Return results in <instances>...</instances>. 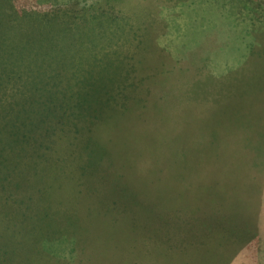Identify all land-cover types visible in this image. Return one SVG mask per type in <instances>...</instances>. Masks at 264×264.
<instances>
[{
    "label": "rangeland",
    "instance_id": "obj_1",
    "mask_svg": "<svg viewBox=\"0 0 264 264\" xmlns=\"http://www.w3.org/2000/svg\"><path fill=\"white\" fill-rule=\"evenodd\" d=\"M251 47L264 0H0V264H264V124L204 125Z\"/></svg>",
    "mask_w": 264,
    "mask_h": 264
},
{
    "label": "trees",
    "instance_id": "obj_2",
    "mask_svg": "<svg viewBox=\"0 0 264 264\" xmlns=\"http://www.w3.org/2000/svg\"><path fill=\"white\" fill-rule=\"evenodd\" d=\"M38 18H39V20H38V23H39V27H41L42 25L43 26H45V29H46V27L48 28L49 27V29H50V32H52V30H54V31H57V32H61V31H64L65 33L66 32H68L71 28H76V27H73L72 25H71V22H70V20L68 19V18H64V19H58V17H55L54 15H40V16H38ZM55 21L56 22H58V23H60V24H64V28H63V30H58V29H56V28H53V27H51L50 26V22L52 23V26H53V24L55 23ZM101 22V21H100ZM99 22V23H100ZM98 23V22H97ZM96 23V24H97ZM75 24V23H74ZM95 24V25H96ZM104 24V22L102 21L101 23H100V26L101 25H103ZM39 29V28H38ZM91 30H93V29H91ZM90 32H92V31H90ZM108 35H110V34H108ZM114 36H116V35H114ZM76 37H78V38H80L79 37V35H77V33H75V36L73 37L74 39L72 40V41H74V40H76ZM110 38V37H109ZM52 39V41L53 42H55V40H57L58 38H56V37H53V38H51ZM69 42H71V39H69ZM251 54L250 55H253L254 56V58L257 56V58L259 57V61H258V66H259V68H258V71H259V75L261 76H264V58H263V56H264V54L262 53L263 52V50H258L257 48H254L253 49V47H251ZM116 64V63H115ZM260 64V65H259ZM74 73V72H73ZM255 84H259V82H255ZM255 84L254 83H246L245 85H236V86H238V87H236L237 89L240 87L241 89H240V93H239V95H238V101H236V99L235 98H233V97H231V99H229V100H227L226 101V103L225 102H223L222 104H221V106H218V108L219 109H217V110H214V112L213 113H209L208 114V116H207V118H206V120H205V122H204V125L205 124H208V125H213V124H216L218 127H223L225 124H229V125H226V129H221V130H219V131H222V130H227V132H229L230 134H232L233 133V131L234 130H232L231 128H235V126L238 124V123H236L237 121H240V119L242 118V120H241V122H242V124H243V126H244V128H248V129H250V126H252V125H254V123H252V121H253V119L255 118V119H257V118H260V120L262 121V125L264 124V111L260 108V107H258V103L259 102H252L253 100L251 99V98H247V103H243L242 101H241V98L243 97V98H246V97H244L245 95H242V93L243 94H246V95H251V92H252V89H255ZM259 90H262V88H259ZM251 97H252V95H251ZM80 97L77 95L76 96V98H75V101H77L78 99H79ZM250 100V101H249ZM256 101H258V98H256ZM74 102V101H73ZM75 103V102H74ZM236 103H239L240 104V106H241V108H244L246 111L248 110V109H250V112L248 113V114H244L242 117H240V118H228V119H226V121L221 117V116H219L218 114H221L222 112L221 111H223L225 108H227L228 106H232V109H235V107H236V105H238V104H236ZM76 104V103H75ZM77 108H81V104H80V102H78V104H77ZM82 109V108H81ZM129 109V108H128ZM253 111V112H252ZM235 113L237 112V111H234ZM129 113H131V111H128V114ZM210 114H213V117H211V115ZM237 115L239 114V112H237L236 113ZM250 117V119L248 120V119H246V117ZM247 117V118H248ZM32 126H33V124H31ZM186 127H189V125H187V126H185L184 128H186ZM240 127V126H239ZM184 128L182 129V130H184ZM244 128H243V130L242 129H240V131H237L236 129H235V131H236V133H239L238 135L239 136H241V133L242 132H244ZM238 129V130H239ZM181 130V131H182ZM180 131V132H181ZM234 131V132H235ZM179 132V133H180ZM251 132H253V131H249V133H251ZM190 133L188 134V137H187V139L185 140V141H182V142H178V147L179 148H181V150L183 149V150H185L186 152H187V154L189 153V156L192 154V152L194 151V150H198L199 149V151H198V153H197V156H198V158H200V160H203V161H205V164H207V162H206V158H205V154H204V152H203V146H202V148H198V146H199V144L198 145H196V148H192L191 147V138H190ZM175 136H176V134H175ZM174 136V137H175ZM174 139V138H173ZM216 142V140H212V141H209L208 143H207V145L210 147V149L212 148V146H214V151H217V152H220V151H222V149L220 148H218V145L215 143ZM264 142V141H263ZM43 144V143H42ZM177 149V150H176ZM196 150V151H197ZM211 153H212V151H211ZM173 159H174V157H176V158H178V157H180V156H182V154H181V151L180 150H178V148L177 147H174L173 148ZM171 157V158H172ZM209 158L210 159H213L214 161L216 160L217 162H220L221 161V163H222V159H220V157L218 156V155H215V156H212V155H210L209 156ZM194 159H195V155H194ZM175 162H176V160H174ZM187 161H189V162H191V163H189V164H191V165H193L194 167H196L197 165H199L200 163H198V162H195V161H191V159H188ZM187 161H185V162H187ZM174 162V163H175ZM220 163V164H221ZM226 163V162H225ZM225 166H226V164H225ZM179 173H180V171H179ZM181 173H182V171H181ZM227 173V172H226ZM183 174H185V173H183ZM182 174V175H183Z\"/></svg>",
    "mask_w": 264,
    "mask_h": 264
}]
</instances>
